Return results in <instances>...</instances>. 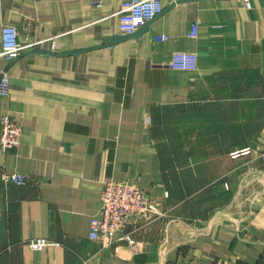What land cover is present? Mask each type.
Listing matches in <instances>:
<instances>
[{
    "label": "crops",
    "instance_id": "0c3cea01",
    "mask_svg": "<svg viewBox=\"0 0 264 264\" xmlns=\"http://www.w3.org/2000/svg\"><path fill=\"white\" fill-rule=\"evenodd\" d=\"M162 2L160 16L124 36L121 0H3L0 40L3 26L13 25L21 44L38 45L14 62L11 95L0 98V118L23 129L18 149L0 150V264H257L264 257V0ZM177 52L195 53L197 69H173ZM251 100L263 107L255 130ZM175 109L184 126L194 109L192 131L208 135L193 166L172 172L158 132ZM245 150L238 166L218 172L219 152ZM16 172L31 183L2 181ZM188 180L224 181L232 203L187 208L191 197L175 193L172 182ZM107 182L135 184L159 215L127 221L103 247L89 234ZM208 188L216 194L211 183L201 193ZM35 240L46 246L32 250Z\"/></svg>",
    "mask_w": 264,
    "mask_h": 264
},
{
    "label": "built area",
    "instance_id": "2783aa9c",
    "mask_svg": "<svg viewBox=\"0 0 264 264\" xmlns=\"http://www.w3.org/2000/svg\"><path fill=\"white\" fill-rule=\"evenodd\" d=\"M163 0H121V10L118 13L121 32L129 36L143 28L163 12ZM94 5L101 7V1H94ZM3 0H0V12ZM198 25L194 24L190 37L196 39ZM165 41L166 37L155 38ZM38 43L21 44L19 30L13 25L3 26L0 40V60L7 63V68L0 70V98H9L11 95L10 70L20 57L32 50ZM198 57L195 53L177 52L173 54L170 66L181 71H194L197 69ZM22 126L9 115L0 118V150L2 153L14 151L19 148L22 136ZM250 150L236 152L233 158L241 154L247 155ZM259 161L264 172V150L259 152ZM1 179L6 185L26 187L31 183V178L22 173L1 174ZM228 188V186H226ZM168 197V193L165 194ZM143 214L159 215L158 203L143 190L131 182H107L101 194L99 212L91 222L89 238L93 242L109 247L114 244L117 235L123 232L127 221ZM130 245L134 241L126 237ZM29 248L41 250L46 246L45 240L30 242Z\"/></svg>",
    "mask_w": 264,
    "mask_h": 264
},
{
    "label": "rangeland",
    "instance_id": "374dc122",
    "mask_svg": "<svg viewBox=\"0 0 264 264\" xmlns=\"http://www.w3.org/2000/svg\"><path fill=\"white\" fill-rule=\"evenodd\" d=\"M254 81H257L254 79ZM234 92L236 91L237 86L233 87ZM241 87H239L240 89ZM258 86L256 84L250 85V95L257 96L258 95ZM251 106V129H256L258 120L261 118V114L263 112V107L260 106L257 100H251L250 101ZM172 112V111H171ZM200 112V111H199ZM187 123L184 126V123L182 121V118H178L177 110L175 109L174 112L170 114V116L164 117L163 121L164 123L159 126V132L158 137L161 140V143L163 145L164 150V156L167 161V165L169 168H171L172 172H177L178 169L182 168H189L193 166V162L195 158H198L204 153V149L200 148V144L198 146V142L201 139V136L205 138L208 133H196L192 131L195 129V125L199 124V118L195 116L196 111L194 109H191L190 111L187 110ZM201 120V118H200ZM202 121V120H201ZM204 128V127H200ZM186 129V130H185ZM254 133V131L251 130V134ZM234 141L237 139V135L234 134ZM219 161V173L225 172L227 170V167H230V163H233V166H238L239 163L238 160H240L243 157L246 156H240L237 159H234L231 157V154H220L218 156ZM227 162L229 163L227 165ZM242 179H245L247 182L246 176H242ZM252 179V177H251ZM174 183L175 193L181 192L183 189H185V193L187 196H190V201L187 202V208H193L194 206L197 209L202 210L203 212H206L207 208L211 207V210H213V207L217 208H224L226 205H230L232 202L231 196L228 194V188L225 185L224 181H218V182H208V181H175ZM215 184L216 194L209 196L211 191L210 188L205 190L203 193H201V188L209 186V184ZM213 189V187H212ZM201 193V194H200ZM241 200V199H239ZM237 201L234 202L236 204ZM239 203V202H238ZM210 209V208H209ZM208 209V210H209ZM257 264H264V257L261 258V260Z\"/></svg>",
    "mask_w": 264,
    "mask_h": 264
},
{
    "label": "water",
    "instance_id": "95a60500",
    "mask_svg": "<svg viewBox=\"0 0 264 264\" xmlns=\"http://www.w3.org/2000/svg\"><path fill=\"white\" fill-rule=\"evenodd\" d=\"M126 38H128V37H123L122 39H126ZM122 39H120V38H114V39L112 40V42H116V41H119V40H122Z\"/></svg>",
    "mask_w": 264,
    "mask_h": 264
}]
</instances>
